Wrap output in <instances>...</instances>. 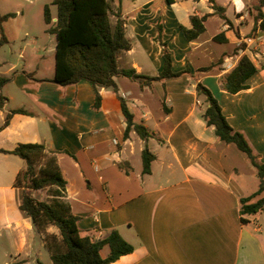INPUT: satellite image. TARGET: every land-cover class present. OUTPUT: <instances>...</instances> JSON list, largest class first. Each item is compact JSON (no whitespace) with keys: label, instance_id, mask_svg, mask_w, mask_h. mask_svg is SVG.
Returning a JSON list of instances; mask_svg holds the SVG:
<instances>
[{"label":"crops","instance_id":"1","mask_svg":"<svg viewBox=\"0 0 264 264\" xmlns=\"http://www.w3.org/2000/svg\"><path fill=\"white\" fill-rule=\"evenodd\" d=\"M215 1L231 24L208 0H117L131 42V49L118 58L119 70L134 69L148 77L163 71L159 24L172 71H188L146 86L126 76L115 78L135 123L150 131L147 141L135 131L124 136L125 118L112 89H99L95 108L96 94L89 82L61 87L51 81L56 71L55 35L50 51L39 44L21 48L19 58L35 61L26 69L19 67L18 59L0 60V69L6 67L0 77L8 79L0 90L7 98L0 125L12 110L27 112L13 114L0 131V150L39 143L56 153L66 181V201L80 218L81 236L97 240L117 230L134 247L111 264H264V211L240 212V200L258 190L256 169L207 125L206 99L196 90L198 83L210 90L230 126L245 136L256 161L264 165V32L252 34L259 0ZM26 3L8 13L18 20L36 5L48 33L46 3ZM205 14V31L187 41L181 27L190 28L191 16ZM51 15L54 25L57 12ZM21 32L37 41L30 30ZM218 35L221 38L215 40ZM243 55L257 72L247 89L231 94L223 78ZM41 70L53 72L38 76ZM146 146L154 156L149 174L142 171ZM24 166L18 156L0 153V264H52L43 259L42 239L20 209L22 189L13 186ZM103 250L105 258L109 251L104 256Z\"/></svg>","mask_w":264,"mask_h":264},{"label":"trees","instance_id":"2","mask_svg":"<svg viewBox=\"0 0 264 264\" xmlns=\"http://www.w3.org/2000/svg\"><path fill=\"white\" fill-rule=\"evenodd\" d=\"M121 2V0H118ZM168 2H172L168 0ZM214 12L231 24L224 15V9L215 0H208ZM57 8L56 22L52 24L50 6ZM264 0L254 6L256 10L254 34L257 30L264 32ZM114 11L108 0H53L44 7V21L47 32L56 36V71L52 82L61 87L73 85L81 81L89 82L95 91V108L99 107V89L110 88L120 100L126 128L124 136L131 131L144 141L151 137L150 131L134 121L126 100L120 95L115 78L122 75L139 81L141 86L150 85L154 81L177 78L188 71L173 72L171 56L166 50V43L161 39V25L158 24L160 41L164 47V69L156 77L137 74L134 69L119 70L118 58L121 53L131 49V42L126 36L125 20L121 17L120 8ZM209 14L201 17H190V28L181 27L187 41L198 38L204 31V22ZM14 13L0 12V47L9 41L4 32V23L14 18ZM113 17L115 18L113 20ZM219 35L215 40H219ZM241 48H244L241 45ZM216 65L202 68L209 71ZM257 72L251 60L243 55L237 65L223 78L224 89L236 94L248 88L247 81ZM32 77L31 75H28ZM8 82L0 77V90ZM199 95L205 96L206 108L203 119L208 126H213L216 136L225 143L234 144L242 151L255 167L259 179L258 190L249 197L242 198L241 214L256 215L264 211V165L256 161L253 149L245 136L234 131L222 113L218 101L209 89L202 84L196 85ZM7 98L0 93V110ZM27 114L23 109L10 111L0 131L10 121L13 114ZM0 153L13 154L25 162L15 178L13 186L22 189L20 209L31 219L36 233L42 239L52 264H111L120 257L133 252L134 247L128 243L117 230H113L103 239L81 236L78 222L80 218L72 212L66 201V181L58 164L55 152H50L45 145L39 143L19 144L12 151L0 150ZM153 154L147 146L142 151L143 173L149 174ZM43 192L45 198H37L34 193ZM243 221V219H242ZM55 228L56 232L49 231ZM109 248L104 258L101 251Z\"/></svg>","mask_w":264,"mask_h":264},{"label":"rangeland","instance_id":"3","mask_svg":"<svg viewBox=\"0 0 264 264\" xmlns=\"http://www.w3.org/2000/svg\"><path fill=\"white\" fill-rule=\"evenodd\" d=\"M35 4L38 5V3L40 2L41 4L46 3L48 5H50L52 0H34ZM110 2V5L113 9H116L119 6V3L117 2V0H108ZM26 0H0V12L5 14L8 12H13V8H15L18 5H26ZM51 9V13L53 15H56L57 12V8L54 5L50 6ZM40 9L38 11V7L32 6L30 7V10H28V13H26L24 16H20L18 20L17 19H11L6 23V36L9 39V44L2 47L0 49V60L3 58L5 61L9 60L10 58H12V60H20L21 61V65H19V67H22V65L25 66V69L27 68V66L30 62L35 63L34 59L29 57L28 59H21L19 58V54H20V50L21 48H23L24 46L27 48H30L32 46H34L35 44H39L41 46H45L47 47V49L50 51V49L55 47V36L52 34H48L44 32V22H43V14L42 12L40 13ZM21 28H24V30H30V32H32L33 34H35V36H37V41L33 40L29 37H25L24 35H22L21 32ZM12 51V54H11ZM9 55H11L9 57ZM47 64V62L45 63ZM35 67V66H34ZM41 67V66H40ZM4 70H6V67H2L0 69V72H3ZM39 70V69H38ZM53 71H45L43 72L42 70L39 71L38 76H42L44 74L49 75L51 74ZM2 75H5V73H3ZM11 87V86H9ZM37 198H41L44 199L45 198V193L43 192H37ZM54 229V228H53ZM38 241V246L40 245L41 242ZM37 246V247H38ZM42 249V253H43V259L45 261L50 262V258H49V254L46 251L45 248H41ZM109 248H105L103 250V255L106 256V254L108 253Z\"/></svg>","mask_w":264,"mask_h":264}]
</instances>
